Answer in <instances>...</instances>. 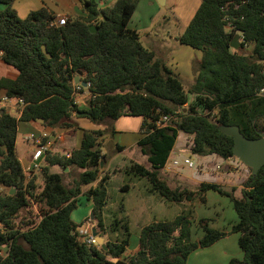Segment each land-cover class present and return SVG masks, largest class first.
<instances>
[{"label": "trees", "instance_id": "obj_1", "mask_svg": "<svg viewBox=\"0 0 264 264\" xmlns=\"http://www.w3.org/2000/svg\"><path fill=\"white\" fill-rule=\"evenodd\" d=\"M14 1L0 0V57L18 75L13 81L0 80V88L23 108L18 118L0 108V248H6L0 264H187L191 253L230 233L238 236L242 257L227 264H264V166L255 176L249 171L238 198L211 183L194 190L170 188L159 175L178 133L190 137L192 155L222 160L233 158V140L218 126H237L247 139L264 134V0H200L177 38L201 53L187 88L127 28L139 0H115L100 10L90 0H79L85 16L67 18L62 26L49 25L55 16L45 8L19 18ZM235 34L242 42L234 51L229 44ZM78 72L87 88L73 84ZM85 89L87 107L79 110L74 96ZM74 113L109 130L122 116L142 118L136 145L146 159L144 164L131 162L126 173L146 179L148 191L167 202H202L208 191L226 196L236 223L226 232L211 228L208 219L194 223L185 214L153 221L140 229L131 255H125L128 233L106 241L105 251L82 242L80 227L70 217L81 195L91 202L98 235H104L101 212L109 175L101 176L105 155L100 139L106 130L83 131L78 148L69 153L44 152L36 168L40 183L36 174L25 177L15 153L20 123L42 120V127L71 128ZM161 116L170 117L168 125L156 128ZM53 166L60 172H51ZM72 169L78 175L65 184ZM193 224L202 230L196 239Z\"/></svg>", "mask_w": 264, "mask_h": 264}, {"label": "crops", "instance_id": "obj_2", "mask_svg": "<svg viewBox=\"0 0 264 264\" xmlns=\"http://www.w3.org/2000/svg\"><path fill=\"white\" fill-rule=\"evenodd\" d=\"M19 1L20 0H15L12 3V8L15 10L17 16L21 19H24L30 12L39 10L40 8L47 9L49 13L55 16V18L56 16H65L66 18H72L71 15H68L67 13H63V10L59 7L58 2L56 0L53 1L37 0L38 2H32L31 0H27L29 2L28 4L25 5L18 4L20 3ZM81 1H88V0H81ZM114 1L115 0H95L93 4L96 6L98 10H100L107 6L112 5ZM167 1L168 0H163V4L164 2ZM174 1L175 0H169V5L173 9L177 21L181 22L184 30V28L188 25L191 18L193 17L195 11L197 10L200 4V0H182L178 4H175ZM79 5H81V2L78 0L77 4H73L71 6V12L75 14L74 16L75 18L85 16V14L81 11ZM136 8L137 5L127 25V28L132 31H135L139 36L142 46L152 51L157 58L161 59L165 63V65L181 79L183 86L188 87L193 82L196 76V65L201 58V53L197 50H193L187 46L180 45L178 43L177 38L182 33L176 37H172V36L169 37V43L170 42L173 43L170 49L172 51L168 50L169 49L168 47L161 45L160 39L157 36V34L152 35L154 16H151L150 22L148 24L147 23L143 24L142 27H138V24L136 23L133 26H130V23L135 19L134 13L136 11ZM1 9L2 6L0 5V10ZM166 44L168 45L167 42ZM17 75H18L17 71L13 67L5 64L0 57V80L5 79V80L13 81L16 79ZM88 98H89V94L86 89L83 90L82 92L75 94L74 102L79 110H83L87 107ZM0 108L4 109L8 114L18 118L21 114L23 105L19 102L18 99L7 98L6 91L0 88ZM70 118H71L70 119L71 122L75 124V126L71 128H54V129L46 128V127H42L41 126L42 123L39 122L20 123L18 125L17 135L15 139V153L26 178H28L31 174H34L37 171V169L33 170L31 165V156L35 150V146L33 145L32 142L26 140V138L30 135L37 136L40 134H44L46 136L45 141L46 143L49 144L48 146L49 150L52 152H60L61 154H64V153H69L71 150L78 148L80 144V140L82 138L83 131L106 130L104 131V134L100 139L101 149L102 147L105 146V143H108L110 145L112 144L115 147L116 151H118V153L122 154L125 152H132V151L138 152L140 156L143 158L142 162L145 161L146 157L140 153L139 148L136 145L139 139L141 138L140 126L142 123V118L122 116L114 123L110 124L109 127L110 130L107 129L105 124H100V125L94 124L86 118H81L77 116V113L72 114ZM190 143L191 140L189 136L183 133H178L175 139V143L173 145V149L170 153V156L174 150H176V152L182 156H184L186 153H190L189 151ZM170 156L167 160L165 167L168 165ZM196 157L200 161L199 166L197 168V172L196 174H193L189 177H183L179 175V173L177 172L171 173L170 172L171 170L164 171L163 168L161 172L170 174L169 176H164L167 179L169 178L167 180V183L170 184L171 179L176 178L177 181L183 182L182 185L190 187L192 190L196 189L201 183H211L220 186L221 189H223L226 192H232L233 196L236 198L240 197L242 184L249 175V171L245 166L243 167L239 166L238 168V166L235 167L233 165H226L221 171L222 172L221 173L219 170H215V167L214 169L208 168V163L206 162V159L210 158L211 156H206V157L196 156ZM214 157L215 160L220 159L216 156ZM39 159L40 161L38 164H42L43 156H41ZM233 159L234 158H229L226 161H231L233 163L234 162ZM106 163L107 160L105 159L101 172L103 174H108L110 177V170L104 168ZM125 164L126 161H124V165L122 166V168H125ZM67 171L68 170H64L63 172L67 173ZM75 172L76 174H78L77 170ZM90 186H93V184L89 186H83L81 188V191L85 192ZM177 186L176 184H174V187ZM205 196L206 194L204 195V197ZM81 197L86 198L84 195H81L79 196L78 201L80 200ZM86 202L91 206L90 201L86 199ZM229 205L232 208L230 201H229ZM91 219H92L91 217L86 218L83 222H86L87 220L90 221ZM236 221H237V216L234 210L232 209V211H230L229 213V217H227L226 214H224L223 216V213H221L216 218L215 223L213 222L211 223L209 221V226L213 229L223 230L228 232L230 227L233 224H235ZM195 226L197 229L196 235H198L199 237L202 235V231H201V235H199L200 228L196 224ZM90 227H93L92 221H90ZM228 237L229 235L217 241L208 248L212 249V247H215L220 241H224ZM136 249L137 246L132 251L126 250L125 255L133 254ZM4 250L6 251V248L1 247L0 253L4 252ZM212 253L214 258H220V256H226L223 252L220 253L212 252ZM239 256L242 257V254L239 253ZM108 260L110 262L116 261V259H110V258ZM228 261L226 259H223V261L219 260V263L217 264H227Z\"/></svg>", "mask_w": 264, "mask_h": 264}, {"label": "rangeland", "instance_id": "obj_3", "mask_svg": "<svg viewBox=\"0 0 264 264\" xmlns=\"http://www.w3.org/2000/svg\"><path fill=\"white\" fill-rule=\"evenodd\" d=\"M31 1L38 2L37 0ZM56 1L58 2L59 7L63 10V13L71 15L73 19L75 18V14L71 12V6L73 4H77L78 0ZM90 1L93 3L95 0ZM181 1L182 0H175L174 3L178 4ZM19 2L20 3L18 4L25 5L28 4L29 1L20 0ZM79 6L82 11L81 5ZM134 15L135 19L130 23V26H133L136 23L138 24V27H142L143 24L146 23L148 24L150 22L151 16H154L152 35L157 34L161 45L168 47V50H170L173 45V43H169V37H176L183 32V26L181 22L177 21L174 11L169 5V0L164 2L162 5L158 4V0H139ZM246 51L249 52L250 49L246 48ZM189 101L190 103L194 102L192 96L189 97ZM102 152L105 155V159L107 160L104 168L110 170V177L105 185L107 201L101 212L102 223L104 227V235L101 237L103 239V244L106 241L124 239L128 233L127 250L132 251L137 246L140 229L153 221H170L180 214H185L188 215V217L194 223L202 218L208 219L211 223H215L218 215L223 213V216L226 214V216L229 217V213L232 211L228 198L213 191H208L206 193L205 199L202 202L198 198H196L192 203L185 202L180 204L167 202L161 197L151 194L148 191L149 184L146 179L126 173L125 170L127 167H129L131 162L144 164V162H142L143 158L138 152L132 151L120 154L118 151H116L112 144L110 145L108 143H105V146L102 147ZM183 158L189 159V161L192 163L191 168L183 165ZM233 160V163L231 161L222 159L215 160V157L211 156L210 158L206 159V162L208 163L209 169H214V167L218 165L220 167V172L226 165H233L235 167L238 166V168L239 166H244L236 158ZM124 161H126L125 168H122ZM172 161H177L179 166L172 168L170 172H177L183 177H189L193 174H196L200 163L199 159L195 155L186 153L184 156H182L178 154L176 150L172 152L168 164L171 165ZM247 170L250 171L248 168ZM50 171L55 173L60 172V170L55 166L51 167ZM75 171V169H72L68 174H65V184H70L72 180L77 177L78 174H76ZM34 174H36V182L40 183L41 180L38 172L36 171ZM166 174L167 173H163L161 171L159 173L160 177L167 183L169 178L167 179L164 176H169L170 174ZM102 175L103 173L101 172V176ZM171 181L170 184L167 183L170 188H175L174 184L177 186L179 184L182 185L183 183L177 181L176 178L171 179ZM124 185L129 187L128 191L122 190ZM32 211H34V208ZM35 211L37 212V209H35ZM70 217L71 221L79 227L83 228L86 226V224L90 225V221H92L93 227L91 228H96L94 217H92L90 221L87 220L86 222H83L86 218L91 217V206L86 202V198L84 197H81L80 200L77 201L76 208L72 211ZM193 225V238L196 239L198 237V235H196L197 229L195 224ZM201 231L202 230L199 229V235H201ZM96 246L97 248L100 247V245ZM5 252L6 251L4 250V252H1V254L4 255ZM212 252H223L226 256L214 258ZM239 253L241 254V251L237 245V235L236 233H230L226 240L220 241L215 247H212V249H197L191 253L188 257L187 264H217L219 263V260L223 261V259H226L227 261L233 258L241 259Z\"/></svg>", "mask_w": 264, "mask_h": 264}, {"label": "water", "instance_id": "obj_4", "mask_svg": "<svg viewBox=\"0 0 264 264\" xmlns=\"http://www.w3.org/2000/svg\"><path fill=\"white\" fill-rule=\"evenodd\" d=\"M158 4H163V0H158ZM90 32H94L93 26L88 27ZM229 47L232 50H237L240 47L239 35L235 34L230 41ZM245 56V55H244ZM81 73L78 72L74 77V85H80L82 88H87V84L84 81H80ZM42 123V120H38ZM217 130L224 135H227L233 140L232 156L236 158L242 165L250 170L252 176H255L258 170L264 166V134L258 133L259 137L255 139L245 138L239 131L237 126H218ZM40 159L37 160V164ZM102 166V164H100ZM66 170V169H65ZM13 190L9 191V194L13 193ZM92 218V216H91ZM91 236L95 239V245H100L102 250H106L103 239L98 235L95 228L90 230Z\"/></svg>", "mask_w": 264, "mask_h": 264}, {"label": "built area", "instance_id": "obj_5", "mask_svg": "<svg viewBox=\"0 0 264 264\" xmlns=\"http://www.w3.org/2000/svg\"><path fill=\"white\" fill-rule=\"evenodd\" d=\"M67 22V18L65 16H56L54 21H52L49 25H56V26H62ZM239 42H242V39L239 36ZM263 92V90H262ZM19 102L22 104V102L19 100ZM23 105V104H22ZM170 120L169 116H161L155 123L154 125L156 128H162L168 125V122ZM46 139V136L44 134L40 135H30L26 138L27 141L32 142L33 145L35 146V150L31 156V165L32 169L35 170L38 166L36 163L37 160L44 155V152L48 151L49 144L46 143V141L43 143V140ZM66 156H68L66 154ZM183 165L187 166L188 168L192 167V163L189 161L188 158H183L182 160ZM179 164L177 161H172L171 165H167L166 167L164 166V171H170L172 168L178 167ZM219 166H215V170H219ZM91 227L89 224H86L85 227H80L77 229V236L78 238L84 242L87 245H95V239L91 236Z\"/></svg>", "mask_w": 264, "mask_h": 264}]
</instances>
